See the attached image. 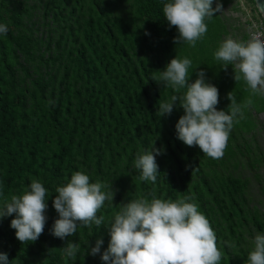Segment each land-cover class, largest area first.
<instances>
[{
	"label": "trees",
	"instance_id": "obj_1",
	"mask_svg": "<svg viewBox=\"0 0 264 264\" xmlns=\"http://www.w3.org/2000/svg\"><path fill=\"white\" fill-rule=\"evenodd\" d=\"M166 2L132 0V5L133 19L141 20L168 54L178 32L164 20ZM48 3L44 13L63 21L62 31L55 39L37 40L24 29L28 9L23 2L0 0V24L8 26L7 35L0 36V190L9 197L22 194L32 179H38L52 193L46 201L44 231L35 242L17 240L10 227L15 214L0 218V252L7 254L9 264H106L90 249L97 239L103 240L101 253L107 249V226H78L76 234L65 239L51 234L58 218L52 204L55 190L81 171L90 182L113 187V203L105 201L97 213L105 223L122 203L140 196L151 199L157 187V198L187 197L198 206L215 231L220 264H242L225 255V231L234 232L233 219L248 217L239 200L242 184L227 177L216 194L202 177L190 191V170L179 156L190 153L177 138L176 124H161L156 115L159 90L151 79L153 70L136 52L127 54L125 32L104 11L102 0H89L87 5L74 0L70 7L68 0ZM83 8L86 17L81 21L73 15ZM206 24V33L213 34L219 28L218 17ZM42 44L45 53L39 51ZM154 143L162 152L156 156L160 173L152 185L139 179L138 170L133 178L127 169ZM188 163L197 169L195 162ZM253 222L262 231V224ZM68 242L78 245L75 261L63 254Z\"/></svg>",
	"mask_w": 264,
	"mask_h": 264
},
{
	"label": "clouds",
	"instance_id": "obj_2",
	"mask_svg": "<svg viewBox=\"0 0 264 264\" xmlns=\"http://www.w3.org/2000/svg\"><path fill=\"white\" fill-rule=\"evenodd\" d=\"M213 3L214 0H167L163 4L164 20L178 32L174 37L176 45L196 46L208 30L206 20L222 9L219 0L215 7ZM7 32L8 26L0 24V36H6ZM213 55L217 62H222L220 69L227 71L228 65L232 66L234 81L243 80L250 93L242 102H237L232 91L227 93L230 101L227 111L217 109L218 88L206 80L203 69L196 71L194 81L190 79L198 67L190 75L192 61L187 57L175 56L151 79L177 93L159 103L157 117L171 115L174 107H182L184 114L175 125L177 138L189 147L198 146L210 158L220 159L234 124L245 118L244 110L253 103L252 97L264 95V32L251 33L247 41L228 37ZM161 152L154 143L150 150L137 155L134 167L141 181L156 184L160 173L156 156ZM55 193L52 204L58 218L51 234L65 239L74 236L78 226H107L110 235L107 249L101 253L102 239H97L90 249L91 255L100 254L106 264H220L222 253L215 231L187 197L175 201L157 198L153 188L151 199L140 196L122 203L120 210L105 223V217H98L97 213L105 201L113 203L112 185L99 180L90 182L87 174L76 171ZM51 194L38 179H32L22 194L9 197L0 190V218L15 214L10 227L21 244L35 242L43 233L46 201ZM77 252L78 245L68 242L63 254L75 261ZM247 262L264 264V235L255 236ZM0 264H9L4 252H0Z\"/></svg>",
	"mask_w": 264,
	"mask_h": 264
},
{
	"label": "rangeland",
	"instance_id": "obj_3",
	"mask_svg": "<svg viewBox=\"0 0 264 264\" xmlns=\"http://www.w3.org/2000/svg\"><path fill=\"white\" fill-rule=\"evenodd\" d=\"M21 1L28 9V16L24 17V29L31 32L35 39L45 40L51 37L55 39L61 33L63 21H53L51 14L45 15L44 13L45 8L49 5L48 0ZM68 1L69 7L70 4H75L74 0ZM83 1L87 5L89 0ZM101 6L107 15L115 20L117 27L125 32V38L128 40L127 54L131 55L136 52L146 65L152 68V75L164 69L175 56L181 59L187 57L192 61V66L189 69L190 75L198 67L193 71L191 80H195L196 71L203 69L208 82L214 84L218 91L222 87L223 92H219V103L216 106L218 110L227 111V106L230 103L227 93L230 91L236 97L237 102H242L249 97L250 93L246 91L247 86L243 80L234 81L232 66L228 65L227 71L220 69L223 66L222 62H217L213 54L220 43L228 37L238 41H247L250 38L252 23L262 19L252 0H226L222 9L215 13L219 20V28L213 34L206 33L197 41L195 47H191L187 43L172 45L168 54L162 51L145 24L141 20L133 19L132 0H102ZM215 6L216 0L213 3V7ZM75 15H78L79 20L82 21L86 17L85 8L78 9L73 16ZM72 19L71 16L69 24H72L70 21ZM73 28H75V24H73ZM207 41L210 42L207 43ZM39 48H41L40 52H44L43 44ZM157 86L159 97L156 113L160 102L168 101L172 95L177 94L170 87H163L159 83ZM252 100L253 103L244 110L245 118L238 124H234L222 158H210L204 155L198 146L189 147L185 144L183 147H187L190 156L184 157L182 153L179 155L183 166L190 170L191 180L187 186L190 191L193 185L200 183L202 177L207 180L216 194H219L221 181L227 177L236 179L242 184L239 200L242 201L241 207L248 217L233 219L234 232L225 231L227 247L225 255L234 256L242 264L253 248L255 236L257 234L264 235V95L253 96ZM183 114V108L177 106L174 107L171 115L160 116L159 120L161 124L173 127ZM188 162H195L197 169H192ZM127 172L133 178L137 176L134 163L128 167ZM126 184L128 186L130 182ZM155 191H157V187H155ZM254 219L262 224V231L257 228L253 222ZM95 264L102 263L96 262Z\"/></svg>",
	"mask_w": 264,
	"mask_h": 264
},
{
	"label": "built area",
	"instance_id": "obj_4",
	"mask_svg": "<svg viewBox=\"0 0 264 264\" xmlns=\"http://www.w3.org/2000/svg\"><path fill=\"white\" fill-rule=\"evenodd\" d=\"M256 31L264 32V21H263V19H260V20L252 23L249 36L251 35V33L256 32Z\"/></svg>",
	"mask_w": 264,
	"mask_h": 264
},
{
	"label": "water",
	"instance_id": "obj_5",
	"mask_svg": "<svg viewBox=\"0 0 264 264\" xmlns=\"http://www.w3.org/2000/svg\"><path fill=\"white\" fill-rule=\"evenodd\" d=\"M256 9L258 11V13L261 15V18L264 21V0H253Z\"/></svg>",
	"mask_w": 264,
	"mask_h": 264
}]
</instances>
